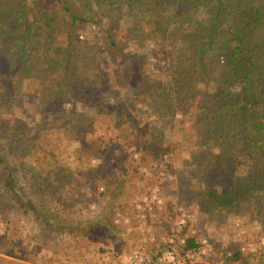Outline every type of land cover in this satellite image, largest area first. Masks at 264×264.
Wrapping results in <instances>:
<instances>
[{"label":"trees","instance_id":"trees-1","mask_svg":"<svg viewBox=\"0 0 264 264\" xmlns=\"http://www.w3.org/2000/svg\"><path fill=\"white\" fill-rule=\"evenodd\" d=\"M102 117L118 136L98 135ZM68 142L88 165L62 163ZM0 154V254L30 263L98 264L82 241L125 238L141 169L173 158L180 202L264 222V0H0ZM207 237L212 264H264V247L215 253Z\"/></svg>","mask_w":264,"mask_h":264},{"label":"rangeland","instance_id":"rangeland-1","mask_svg":"<svg viewBox=\"0 0 264 264\" xmlns=\"http://www.w3.org/2000/svg\"><path fill=\"white\" fill-rule=\"evenodd\" d=\"M89 30V28L82 29L79 32V39L85 40L89 34L88 32H90ZM30 107L28 106V113L33 111ZM65 111L67 114L78 113L80 115L86 112L79 105L66 106ZM21 114L16 111L15 114L9 116V119L16 120L18 118L15 115H18L21 116L22 122L30 123L31 120ZM87 114L90 115L91 112H87ZM100 119L97 123L98 135L106 130L108 133L118 136V132L114 129L110 118L102 117ZM150 120L156 126L161 125V121L154 116H151ZM166 137L171 139L172 136L166 134ZM76 147V142L58 143L57 148L61 150L63 148L66 150L64 152H67L60 160L63 164H71L76 168L88 165V159L83 158L77 161L76 155L72 154ZM137 160L138 156L136 155L132 156V159L128 162L133 163ZM10 162L13 163L12 160ZM93 164L94 162H92ZM167 164L156 174H153L147 167L141 169L142 178L140 180L137 178L134 181L136 183V188L134 187L136 198L130 197L124 207L125 209L120 210L115 218V223L121 224L126 229L125 238H118V241H113L111 238L100 239L97 237L85 239L81 243L85 249L80 254L78 252V256L82 257L84 262L95 258L98 264H137L138 262L129 261L135 252L151 259L162 255L169 248L171 245L170 239L174 240L173 245L178 248L180 244L175 240L198 237L201 241L206 242L203 245L202 254L191 256L188 253L187 256H181V259L186 264H212L205 259L206 254L212 250L208 247L211 240L207 235H213V241L217 243L216 247L220 249L215 253H221L224 250L229 253L242 251L244 255H248L249 253H256L257 250L264 247V222L258 220L257 222L256 218L253 217L254 214L252 213L254 212L252 210L237 219L234 215L223 212L226 208H222L223 205L219 200L213 202V206L209 208V214L207 207H204L205 212H203L193 201H190V203L180 202L185 201L186 197H182L179 190L172 187L175 182L176 170L180 168V164L174 158L168 160ZM134 182L133 186H135ZM100 190L103 191V188ZM128 195L126 194L120 199L121 205L126 203V196ZM168 202L172 203V208ZM87 203L92 211L99 208L96 204L91 203L90 199ZM19 221L20 230L24 231V236L34 233L31 224L21 219ZM210 224H214L215 228L211 229ZM0 231L2 233V230ZM99 248L100 252H98ZM0 257L22 264H34L1 254ZM71 259L74 260L73 257ZM63 263H66L64 255L56 259L55 262V264ZM164 264L171 263L166 261ZM248 264L253 263L250 261Z\"/></svg>","mask_w":264,"mask_h":264},{"label":"built area","instance_id":"built-area-1","mask_svg":"<svg viewBox=\"0 0 264 264\" xmlns=\"http://www.w3.org/2000/svg\"><path fill=\"white\" fill-rule=\"evenodd\" d=\"M187 239V238H186ZM185 238H181L179 240H175L176 242H179L180 246L176 248L173 245V239H170V246L168 249L165 250V252L162 255H158L154 258H148L146 256H142L140 253L135 252L129 259V261L137 263V264H164L166 261H169L171 264H186L184 260L181 259V256H187L189 253L191 256H198L201 253H190L188 251H185L184 244H185ZM203 244H206L205 241H202ZM189 256V255H188Z\"/></svg>","mask_w":264,"mask_h":264}]
</instances>
